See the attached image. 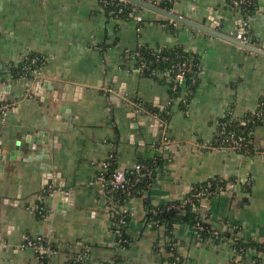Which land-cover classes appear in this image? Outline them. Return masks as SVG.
Listing matches in <instances>:
<instances>
[{
	"label": "crops",
	"instance_id": "obj_1",
	"mask_svg": "<svg viewBox=\"0 0 264 264\" xmlns=\"http://www.w3.org/2000/svg\"><path fill=\"white\" fill-rule=\"evenodd\" d=\"M233 1L157 5L168 2L171 11L205 27L218 22L215 30L229 36L247 22L251 44L264 49V0L247 13ZM130 6L127 18H108L105 0H0V107L16 106L0 114V154L13 158L0 172V264H69L82 248L88 250L83 264H171L175 253L185 264H264V155L193 144L213 141L229 115L243 119L260 108L264 56ZM143 46H180L200 60L187 109L173 98L169 75L150 77L136 66L130 53ZM36 56L44 62L46 85H36L29 97L21 68ZM106 89L169 112V136L177 144L156 150V121ZM252 142L264 150V125ZM111 154L124 180L141 160L164 161L148 190L126 205L131 222L125 250L109 232L108 203L97 182L99 164ZM216 178L232 183L196 200L195 210L220 241H198L185 224L170 234L149 223L151 208L183 201ZM46 180L57 190L52 197ZM62 192L67 206L59 208ZM25 235L50 240L57 254L43 262L22 249ZM239 242L257 246H248L245 256Z\"/></svg>",
	"mask_w": 264,
	"mask_h": 264
},
{
	"label": "built area",
	"instance_id": "obj_2",
	"mask_svg": "<svg viewBox=\"0 0 264 264\" xmlns=\"http://www.w3.org/2000/svg\"><path fill=\"white\" fill-rule=\"evenodd\" d=\"M114 2L117 3V5H124L126 6L128 2L124 0H112L111 3H106L108 5L113 4ZM254 4L253 0H234L233 5L235 7L243 6L244 12L249 11V7ZM123 12V8L119 9V13ZM249 25L246 22L243 28V33H239L236 37L238 41H241L244 44L247 45H253L251 44L249 37L247 36V29ZM130 56L133 59H138L141 62L140 70L144 72L147 67L144 61L143 54L140 51H134L130 53ZM167 57L165 56H158L157 60H166ZM43 60L41 57L36 56L31 58L24 66L21 68V73L23 76V79L27 80V92L26 96L31 97L34 90L36 89V85H39L42 83L45 79V76L43 75L42 71V65ZM187 62H184L182 64H179L177 71L178 73L175 76V81L177 83L184 82L185 80V71H190L191 66L187 65ZM177 89V85L175 84L173 87V90ZM108 94H113L116 97H119L126 101L128 105H130L136 113H141L147 116H150L153 118L156 122L159 123L158 130H157V142L155 144L156 150H169L173 146L177 144L172 138L169 136V122L168 120L162 116L161 114L154 112L150 110L149 108L145 107L142 103L139 101H133L125 96H121L118 92H115L111 89L104 90ZM192 91L189 89L187 90V96H191ZM183 106H186V100L185 98L182 101ZM16 108L15 105H9V104H3L0 107V114L5 115L6 111L9 109ZM187 109V108H185ZM257 122H264V108H258L256 111L253 112L252 118H243L239 119L236 125V128H234L232 123L229 122H221L218 126V129L215 133V137L213 141L211 142H195L193 143L195 147L202 150H212L216 152H240L245 154H261L264 155V150H255L252 146H250V141L245 139L243 132L238 130V127H241L242 129L247 127L249 124H256ZM114 162H117V158L115 154H111L108 158V160L102 161L99 164V167L101 171L99 172L97 176V182L101 185L104 196L106 197L107 203H108V228L110 234L115 239V244L117 247L121 249H127L129 243L128 240L124 237V228L127 226L126 222V214H129V211L127 210V203L131 201L132 199L136 198L135 194H141L144 192H138L135 190V188L142 184L144 179L147 176H150V171L148 168H146L145 165L138 163L134 168L135 176L129 180L125 181L123 178L120 177L118 173V169L115 170L113 173H111V189L107 191L105 189V183H106V172H108L109 166L113 164ZM145 172V174H143ZM231 181H225L223 179H220V182L217 184V187L219 190L224 189V186L230 185ZM121 190L123 194H126L125 197L121 198L120 203L118 205H115L110 197H108V193H112L114 190ZM57 190L55 189L53 184H49L48 189L46 193L52 197L56 194ZM216 190L211 189V184L209 183L205 188L199 190L194 189L190 192L188 197L185 199L186 203H191L194 200H199L202 198H208L212 197L216 194ZM110 198V199H109ZM44 211V210H42ZM40 211L39 214L42 218H46V213ZM157 213V211H155ZM117 214V215H115ZM115 217L113 218V216ZM113 218V219H111ZM196 230H208V228L203 227V225L198 224L196 226ZM196 239L198 241L203 242L201 235L196 232L195 234ZM218 236V235H217ZM216 236V237H217ZM22 249H29L33 250L37 257L45 262L46 259H49L57 254L56 247L51 243L50 240L43 239L42 237L33 238L30 235H25L22 243ZM88 258V250L82 248V251L75 255V259L69 263V264H83L85 260ZM47 261V260H46ZM107 264H117L116 262H111Z\"/></svg>",
	"mask_w": 264,
	"mask_h": 264
},
{
	"label": "trees",
	"instance_id": "obj_3",
	"mask_svg": "<svg viewBox=\"0 0 264 264\" xmlns=\"http://www.w3.org/2000/svg\"><path fill=\"white\" fill-rule=\"evenodd\" d=\"M254 2L256 0H253ZM112 0H105V10L106 15L108 18H127L128 14L130 13V4L128 3L126 6L124 5H117L116 2H114L111 5H108L111 3ZM108 3V4H106ZM253 6H250L249 9H251ZM123 8V12L119 13V9ZM166 9L171 10L172 6L170 4H167L165 6ZM238 8H242L243 6H240ZM247 36L249 37V32H246ZM136 51H140L143 54L144 61L146 64L147 69L144 71V74L150 77H153L155 75L160 74H167L172 78V84H171V91L174 94L173 98L180 100L181 108L183 109V103L181 99L186 100V106L187 104H190L191 99L196 93L198 84H199V73H200V60L195 57V55L191 54L190 52L185 51L182 47H174V48H165L160 50L151 49L147 46H143L139 48ZM158 56H165L167 57L166 60H157ZM136 66L140 68L141 62L136 58ZM184 62H187L188 66H191L190 71H185V80L184 82L177 83L175 81V76L178 73L177 68L179 67V64H182ZM25 65V64H24ZM21 68V67H20ZM177 85V89L173 90L174 85ZM191 90L192 94L191 96H187L185 94L186 90ZM188 107V106H187ZM187 107H184L187 108ZM261 108H264V103L260 106ZM171 108V106L169 107ZM151 110V109H150ZM154 112L157 111V113L164 116L167 120L168 118H171L169 115V112L167 111H160V110H152ZM171 112V110H170ZM253 113L248 114L244 118H252ZM239 119L234 118V116L229 115L226 119H224L222 122H229L232 123L234 128H236L237 122ZM264 125V122H257L256 124L252 125L249 124L245 128L238 127L237 129L243 132L245 139L250 141V146L253 147V135L257 127ZM163 159L160 157H154L148 160H141L139 163L146 166V168L150 171V176H147L142 184H139L135 190L138 192L146 191L148 190L149 186L152 184V181L156 177L157 172L163 167ZM113 163V162H112ZM118 169V163L114 162L109 166L108 172H106V183H105V189L106 193L111 189V184L109 181H111V173H113L115 170ZM145 174V172L143 173ZM135 176L134 171L127 174L125 181L131 180ZM220 182L219 178H216L214 180H210L207 184L203 186L205 188L209 183L211 184V189L218 191L217 184ZM225 187V186H224ZM202 188V189H203ZM201 189V188H200ZM143 195V193H142ZM141 194H135L136 197L142 196ZM110 197L115 205H118L120 203L121 198L125 197L126 194H123L122 191L114 190L112 193H108L107 195ZM109 198V199H110ZM108 201V200H107ZM109 203V202H108ZM198 204V201L194 200L191 203H186L185 200L180 202H174L170 203L165 206H159L157 208H151L149 214H148V221L153 227L157 228L159 226H163L166 228L167 232L171 234L173 231V228L175 225L178 224H185L190 226V228L193 229L194 234L199 233L201 235V238L203 242L208 241L209 239L220 241L222 236H219V238L214 236V232L211 230L210 226L199 218L196 209V206ZM157 211V213H155ZM117 215V214H115ZM113 216V218L115 217ZM111 218V219H113ZM126 222L127 226L124 228V237L128 240V243H130V238L128 235V229L130 226L131 218L130 214H126ZM198 224L203 225V227L208 228V230H196V226ZM169 234V235H170ZM172 244V243H171ZM170 244V247H171ZM241 245L240 249L243 255H245L246 251H248V246H254L256 247L257 244H243L239 242ZM259 246V245H258ZM173 248V247H171ZM170 252V251H169ZM246 256V255H245ZM169 262L171 264H185V261L182 257L178 256L176 253L169 259Z\"/></svg>",
	"mask_w": 264,
	"mask_h": 264
},
{
	"label": "water",
	"instance_id": "obj_4",
	"mask_svg": "<svg viewBox=\"0 0 264 264\" xmlns=\"http://www.w3.org/2000/svg\"><path fill=\"white\" fill-rule=\"evenodd\" d=\"M124 1L128 2L130 5L138 6L140 8H144V9L153 11L154 13L160 14V15H162V16H164V17H166V18H168L174 22H178V23L190 26L192 28L198 29L200 31L206 32L207 34L216 36L217 38H220V39L225 40L227 42H230L232 44L238 45V46H240V47H242V48H244L250 52L264 56V49L257 48L253 45L244 44L241 41H238L236 39V37L239 33H243V29L236 30L233 33V35L229 36V35L223 34L221 32H217L215 30V26L217 27L218 22H216L215 25H212V27L202 26V25H200L194 21H191V20H189V19H187L181 15H178L176 12L168 10L164 7H160L159 5H157L158 0H124ZM167 4H168V2H166V5ZM259 4H260V9L262 7H264V1L259 2ZM39 85H40V87H42V86L46 85V82H42ZM158 126H159V123L156 122V125H155L156 131L158 130ZM11 159H13L11 156L0 154V172L2 171L1 169H2L3 161L4 160H11ZM47 184H49V180L47 181ZM60 195L63 198L64 202H59L58 206H59V208H62V207L67 206V202H65V200L67 199L66 198V192H62V193H60ZM72 196H73V194H70V197H69L70 201L73 199Z\"/></svg>",
	"mask_w": 264,
	"mask_h": 264
}]
</instances>
